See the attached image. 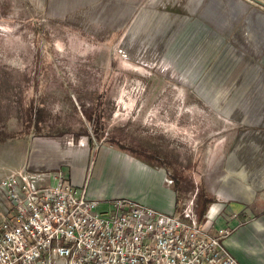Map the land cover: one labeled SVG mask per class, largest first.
Returning <instances> with one entry per match:
<instances>
[{
    "label": "rangeland",
    "instance_id": "obj_1",
    "mask_svg": "<svg viewBox=\"0 0 264 264\" xmlns=\"http://www.w3.org/2000/svg\"><path fill=\"white\" fill-rule=\"evenodd\" d=\"M6 1L0 179L18 170L5 167L31 139L51 132L160 173L178 200L164 210L189 202L197 215L202 191L211 228L233 215L243 224L264 217V0ZM28 98L45 110L21 138ZM111 181L102 188L156 189L127 173ZM231 199L241 206L228 209ZM254 204L260 213L243 211Z\"/></svg>",
    "mask_w": 264,
    "mask_h": 264
},
{
    "label": "built area",
    "instance_id": "obj_2",
    "mask_svg": "<svg viewBox=\"0 0 264 264\" xmlns=\"http://www.w3.org/2000/svg\"><path fill=\"white\" fill-rule=\"evenodd\" d=\"M43 176L0 179V264H242L224 243L231 228H211L212 214L200 221L189 202L176 214L129 196L90 197L59 172L36 185Z\"/></svg>",
    "mask_w": 264,
    "mask_h": 264
},
{
    "label": "crops",
    "instance_id": "obj_3",
    "mask_svg": "<svg viewBox=\"0 0 264 264\" xmlns=\"http://www.w3.org/2000/svg\"><path fill=\"white\" fill-rule=\"evenodd\" d=\"M52 135H42L38 139H34L35 141L28 139L30 142H28V146L26 145L25 151L23 147L16 164L13 166L7 165L5 168H18L19 171L25 173H44V176L36 182V185L52 184L55 174L59 172L62 184L67 182L78 186L85 184L87 195L96 199H110L116 196L130 195L129 197L135 200L143 201L161 210L168 208L172 203L175 205L174 192L171 188L161 186L160 173L137 168L127 159L122 160L118 157L115 160L111 155H104L103 152L99 153L97 148H92L89 144L84 143L82 139L76 140L75 144H72L73 138L71 137L54 139L56 137ZM89 164H91V168L94 167V176L88 174ZM123 173H127V177L134 179L136 184L140 183L138 181L142 177L148 178L156 187L155 192L150 193L148 190H140L138 187L132 191L129 189L130 187H127L129 190H123L121 186H119L120 188L113 186L115 189L111 188L110 190L102 188L105 185L111 186L112 181L110 182V180H118L120 176L123 177ZM164 181L166 182L165 178ZM161 197H163V201L159 200ZM229 201L231 202L227 206L230 210L238 209L241 206L236 200H233V202L237 205L232 204V199ZM259 208L257 204H254L247 209H243V211L246 214L253 215L252 212H255V214L260 213L256 212ZM219 225L231 228V233L226 237L224 243H226L231 254L237 257L242 264H264V217L262 215L260 220L251 219L244 224L233 215L226 224L216 223L214 227Z\"/></svg>",
    "mask_w": 264,
    "mask_h": 264
},
{
    "label": "trees",
    "instance_id": "obj_4",
    "mask_svg": "<svg viewBox=\"0 0 264 264\" xmlns=\"http://www.w3.org/2000/svg\"><path fill=\"white\" fill-rule=\"evenodd\" d=\"M10 4L7 3L6 0H0V19H2V16H4L6 13H7V10L10 8ZM5 12V13H4ZM7 20V19H6ZM1 31V29H0ZM1 33V32H0ZM8 83V72L6 70V67H0V99L2 98H5V85H7ZM23 103V104H22ZM25 103V104H24ZM22 109V112H23V118L21 119V127H22V131L20 132L17 131L18 134L17 136L18 137H21V136H24L26 135V132H27V129L29 127H32V129L34 131H36V129L40 126L38 124V122L41 120V118H38L36 115L39 113V112H43L45 109L41 106H38L36 104H34V102L32 101L31 98H28L26 101H20V107L19 109ZM89 119V117H88ZM90 122L91 124H93V128L94 129L92 132H87V134H89V136H91V138L93 137V139H98L101 135V133L99 132V122L96 121L95 122V118L92 117L90 118ZM97 124V126H96ZM19 133H21L19 135ZM51 133V132H50ZM49 132H46L45 135H51ZM15 134V135H16ZM131 148V147H130ZM133 148H131L132 150ZM134 151V150H133ZM140 154V153H138ZM145 156L143 157H147V158H151L153 157L154 159L156 158L157 160L159 159V157H156L155 154L154 155H151V154H146L144 151L141 153ZM151 156V157H150ZM159 161V160H158ZM166 174L170 175V173L172 175H175L173 171H169L168 169L166 170ZM174 200H175V205L176 203L178 202L177 200V197H176V189H175V194H174ZM209 197V196H208ZM207 195L200 191L199 193V201H198V205H195V211L197 213V217L198 219L201 221V220H205L206 219V216L204 214V212L209 208L210 205H208L209 202H211L210 198H208Z\"/></svg>",
    "mask_w": 264,
    "mask_h": 264
},
{
    "label": "flooded vegetation",
    "instance_id": "obj_5",
    "mask_svg": "<svg viewBox=\"0 0 264 264\" xmlns=\"http://www.w3.org/2000/svg\"><path fill=\"white\" fill-rule=\"evenodd\" d=\"M86 116H87V115H86ZM88 117H90V116H88ZM86 130H90V129H87V128H86Z\"/></svg>",
    "mask_w": 264,
    "mask_h": 264
}]
</instances>
